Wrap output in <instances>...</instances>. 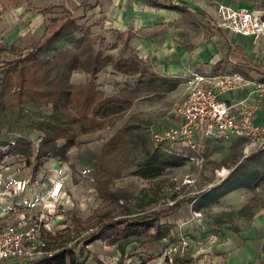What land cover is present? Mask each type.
Returning <instances> with one entry per match:
<instances>
[{
    "label": "rangeland",
    "instance_id": "rangeland-1",
    "mask_svg": "<svg viewBox=\"0 0 264 264\" xmlns=\"http://www.w3.org/2000/svg\"><path fill=\"white\" fill-rule=\"evenodd\" d=\"M128 5L129 1L124 0H0V101L7 105L0 111V159L7 149L4 144L26 137L37 146L43 137L38 125L50 120L52 106L29 100L16 103L21 81L18 72L23 66L18 62L29 54L44 59L72 47L68 42L47 44L51 34L69 17L81 26L77 38L86 40L95 52L103 58L129 61L128 69L139 71L130 74L107 66L92 78L79 70L71 76L73 84L84 85L93 79L104 96H115L126 88H135L141 76L177 81L171 92L136 99L113 127L78 138L66 162L32 160L28 166L19 156L0 161V194L11 190L14 178L28 183L32 204L28 213L32 216L28 218L47 215L45 206L49 208L51 204L45 191L57 178L64 181L65 195L51 208V232H45L44 238L52 251L71 246L81 264H111L121 248L127 255L129 247L139 245L148 248L146 260L158 257L149 247L161 241L147 242L154 232L147 226L138 232H127L123 230L125 224L119 225L117 230H106L101 239L89 243L103 221L141 219L154 213H161V217L153 225L160 223L176 230L177 226L169 224L167 218L177 212L171 207L182 203L194 210L197 196L231 177L239 164L244 172L259 170L262 178L250 188L238 189L226 199L200 209L207 221V232L240 229L250 218L264 212V158L252 164L244 157V141L204 143L196 157L198 161L191 162L186 158L189 150L180 145L175 147L177 152L167 146L158 147L152 138L153 131L176 123L174 110L184 98L186 71L197 67L187 55L212 43V31L204 16L189 9L168 13L160 9L131 10ZM25 65L29 67L31 63ZM153 163L160 165L153 176L135 175ZM16 201L19 202L12 199V203ZM10 216L0 223L10 222ZM165 240L170 246L176 239L168 236ZM128 241L132 243L127 247Z\"/></svg>",
    "mask_w": 264,
    "mask_h": 264
},
{
    "label": "trees",
    "instance_id": "trees-1",
    "mask_svg": "<svg viewBox=\"0 0 264 264\" xmlns=\"http://www.w3.org/2000/svg\"><path fill=\"white\" fill-rule=\"evenodd\" d=\"M152 2V1H151ZM156 7H164L157 2H152ZM81 26L74 18H67L47 39V44L53 46L60 42H68L73 46L60 50L50 58L39 59L34 54L20 58L19 69L21 81L18 84L16 103L21 104L25 100L39 104L52 106L50 120L38 125L43 134L36 146L33 141L26 137H20L15 141L4 144L7 147L1 153L0 161L9 156H19L26 160L28 166L32 160L38 163L52 159L58 162H66L68 152L75 147L76 140L81 136L101 130L105 127H113L117 121L128 112L136 99H148L156 94H164L176 89L177 81L170 78L144 77L141 76L139 83L133 89L126 88L120 95L104 96L97 90L93 79L84 85H75L71 82V76L75 71H84L92 78L96 77L105 67L113 66L118 71L135 74L138 70H129V61L114 60L110 57L103 58L99 52H95L92 46L84 39L77 38ZM31 63L28 67L25 64ZM31 73V77H29ZM0 101V111H4L7 105ZM110 145V143H109ZM264 150V149H263ZM256 154V153H255ZM249 161L261 160L259 156L252 154L247 157ZM242 164L231 177L222 183L200 193L195 199L194 210H200L209 204L219 201L231 191L238 188H250L254 179L261 176L257 169L244 172ZM160 165L157 163L142 167L135 175L149 178L158 171ZM101 193L103 191L101 190ZM114 196V195H112ZM182 203H176L171 210L182 208ZM161 213L141 219H119L103 221L99 224L100 230L92 234L89 244L102 238L106 230H117V226L125 224L124 231L138 232L142 226L152 228L154 232L147 241L148 243L159 242L167 239L172 228L158 221ZM140 220V221H139ZM145 224V225H144ZM128 241L125 245L131 244ZM50 249V247L48 246ZM122 264L125 250L120 249ZM33 264H81L75 256L71 246L54 249L50 257L43 258Z\"/></svg>",
    "mask_w": 264,
    "mask_h": 264
},
{
    "label": "built area",
    "instance_id": "built-area-1",
    "mask_svg": "<svg viewBox=\"0 0 264 264\" xmlns=\"http://www.w3.org/2000/svg\"><path fill=\"white\" fill-rule=\"evenodd\" d=\"M215 25L220 30L251 36L256 41L264 39V11L219 4ZM185 81V96L174 110L176 124L153 131L152 138L158 147L167 146L177 152L175 147L180 145L189 150L190 155H186V158L191 162L198 161L196 157L207 141L244 139L245 158L264 149V121L258 123L255 120L259 102L264 99V82L256 84V101L242 99L230 104L220 100L219 95L243 89L247 81L241 75L209 78L205 73L188 71ZM12 187L13 196L20 198V202L10 207L9 211L16 214L8 215L10 222L0 223V264H33L54 252L48 248L44 233L51 232L48 216L52 215L55 204L63 200L65 183L57 178L45 191L46 200L51 206H45L47 215L42 214L36 219L28 218L32 216L28 215L32 211L27 193L28 183L14 178ZM192 218L199 226V235H208L199 239L198 245L208 242L213 247L220 242L218 234L207 232V221L202 212L194 211ZM193 242L189 234L181 233L178 242L163 252L165 261L176 264L177 257L189 254Z\"/></svg>",
    "mask_w": 264,
    "mask_h": 264
},
{
    "label": "crops",
    "instance_id": "crops-1",
    "mask_svg": "<svg viewBox=\"0 0 264 264\" xmlns=\"http://www.w3.org/2000/svg\"><path fill=\"white\" fill-rule=\"evenodd\" d=\"M124 1H129L127 9L131 10L160 9L158 10L159 12L166 11L168 13H175L177 10L181 11L182 9H189L203 15L204 22L212 31L213 40L212 43H207L206 45L196 48L191 56L187 55V59L191 58L193 64L197 67L188 69L186 73L188 71H198L200 73H205V75L209 78H217L233 74L241 75L247 81L246 86L241 90L222 93L219 95V99L230 104H236L242 99H246L249 102L257 100L256 84L264 82V39L256 41L251 36H243L229 31L220 30L216 27L215 22L217 20V7L219 4L264 11V0ZM151 1L164 5L165 8L148 5V2ZM255 120L258 123L264 121V99L259 102V107L255 114ZM233 140H242L246 144V141L241 138H234L229 142H232ZM208 142L217 141H207L206 143ZM254 155L263 159L264 150H261ZM251 163L253 164V161H251ZM240 165L241 164H239L234 171L239 168ZM262 175L263 173H261L260 177L254 179L251 184L262 178ZM212 187L214 186H211L208 190ZM238 189L231 191L222 199L212 204L226 199L230 195L234 194ZM12 191L13 187L11 190H8V192L0 194V220L7 218L6 216L8 215H16L14 212L11 213L9 210L14 203H18V201L12 203V199L17 198L20 202V198L14 197ZM28 191L29 187L27 189V193ZM29 194L30 192L28 193V196L30 197ZM5 205L7 207H5ZM176 211L177 212L167 217L169 224L177 226V229H172L171 234L169 235L176 239L172 245H175L178 242V237L181 233L189 234L194 241L189 254L185 257H177L176 264H264V212L255 215L250 219L248 218L249 220L247 219L248 223L246 226L243 225L240 229L231 231L227 228H223L220 233H216L220 236V242L212 247L208 242L203 245L197 244L199 239L207 237V234L203 235V237L199 235V226L192 218V213L200 210H192L191 205H183L182 208ZM192 221L194 223H191ZM166 242L167 240H164L159 242L162 244L161 246L158 244L156 246L152 245L149 247L150 250L155 249V254L158 256L150 261L146 260L147 258L145 255L148 252V248L140 245L139 247H129L127 255L125 253L122 264H168L165 261L164 256H161V254L164 255L163 252L166 248L172 246H166ZM129 254L131 256H129ZM116 256V259L111 264H119L121 254L119 253V255ZM144 261L146 262L144 263Z\"/></svg>",
    "mask_w": 264,
    "mask_h": 264
},
{
    "label": "bare ground",
    "instance_id": "bare-ground-1",
    "mask_svg": "<svg viewBox=\"0 0 264 264\" xmlns=\"http://www.w3.org/2000/svg\"><path fill=\"white\" fill-rule=\"evenodd\" d=\"M225 172L224 173H226V170H224ZM223 176H225V174H222Z\"/></svg>",
    "mask_w": 264,
    "mask_h": 264
}]
</instances>
